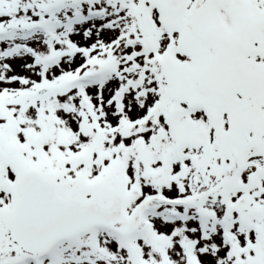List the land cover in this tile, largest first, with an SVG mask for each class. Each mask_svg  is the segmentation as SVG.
<instances>
[{"label":"snow or ice","instance_id":"1","mask_svg":"<svg viewBox=\"0 0 264 264\" xmlns=\"http://www.w3.org/2000/svg\"><path fill=\"white\" fill-rule=\"evenodd\" d=\"M0 264H264V0H0Z\"/></svg>","mask_w":264,"mask_h":264}]
</instances>
